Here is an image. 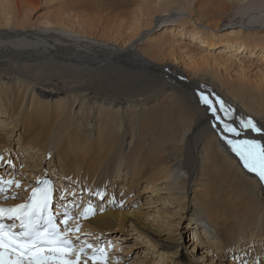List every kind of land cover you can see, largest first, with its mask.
Returning <instances> with one entry per match:
<instances>
[{
	"label": "bare ground",
	"instance_id": "1",
	"mask_svg": "<svg viewBox=\"0 0 264 264\" xmlns=\"http://www.w3.org/2000/svg\"><path fill=\"white\" fill-rule=\"evenodd\" d=\"M121 1H123V3H126L125 5H131V2L133 5H136L138 3V1L133 0L130 2L127 0ZM139 1H141L142 10L146 14H149V17L153 18L154 16H156V14H160L158 17L163 18L162 22L170 20L171 17H175L177 13H182V15L185 16L188 10L186 11L184 5L187 4L186 6H188V3L196 2L194 10L196 19L195 16L192 17L194 20L189 19V17L193 14V11H191L188 12V16L181 20L185 23L187 22L188 24L191 23V25L196 28V38H194L195 41H199L198 39L202 38L205 44H210L211 46L216 43L218 39H220V36H217L216 32L217 29L220 27L221 23L225 22V20L230 17L231 13H235L236 18H241L245 22H242L241 25L238 24L235 27H231L232 29H234L233 32H229L224 36L226 38L225 41H230L231 46L235 48L239 47L238 49H232L234 55H232L231 62L235 64L237 63V61H239L240 63H238L242 66L244 61L239 60V58L243 54H249L250 57L256 58L258 60L264 58V1ZM15 2L18 3V0H0V61L3 60L2 63L0 62V68L3 69L4 66H7V63L10 60L11 62H14L16 66H20L24 70H26V68L28 69L37 67L39 68L40 72H42V74H47V68L49 69V67H51L52 64L56 62L64 63L65 65V63L67 64L69 63V61H86V59L89 60L92 58L93 60L90 61L93 64L101 65L105 63L108 65L110 63H115L116 66L122 64V66H125L124 68L131 67L132 69H135L136 72H138L133 74L127 70H124L122 72L116 73V71L114 72L113 70H109V68L104 69L99 74H97L98 72L94 74V78L92 79V83L94 84V86L100 89H104V93L109 94L102 95L101 93H99V91L97 93L95 92V94H86L83 97L84 99L80 100L81 102L78 104V106L80 107V112H84L85 110L90 111L95 107L100 109V117L102 118L100 124L102 125L103 130H98L97 135L94 134L92 138H84V136L87 135H85L83 131H80L78 127H73L71 123L65 124V120L61 119L66 117L63 111L68 107V105L63 100L56 102L57 106L52 109V111H54L52 113L49 111L50 106H45L43 103L41 104L39 95H37L36 97L37 93L36 90L34 91V87L32 88L34 95H32V97L27 103L29 104L28 108H25L22 111V103L24 100H26L25 97L27 91L32 85L31 82H28L26 84V79H24L23 83L21 84V87H24H22L23 91H19V89L12 87L11 90L13 91H11L10 95H6L4 99L6 101L5 105L3 107H0V120H2L5 114H12V118L14 119L15 124H18L25 115L30 118L34 114L38 115V121L34 123L31 122V124L26 129V132H24L26 139L21 140V146H19V148L24 147L23 150L25 151L37 149L38 151H43L44 153L47 149L46 147H48L49 145L50 138L54 135V132L56 130H61L59 140L62 143H54V145H57L54 148L55 152H61L60 154L55 156L56 158H58V162H56L55 164L60 165L63 162L67 163L69 158L72 159L78 154L79 151L82 154H86L85 160H83L77 165L72 166V168L70 169H66L58 165L61 170L58 169L59 172L56 171L54 173V176L58 179L59 176L57 174H59L61 171L60 178H64L66 180L74 179L75 182L85 183L88 186L86 187V195L90 197L94 196V200L96 199L98 201H101L105 197L107 198L106 206L107 209L109 208V210L105 211L101 215L94 217V215L91 214L93 213V209L84 210L85 213H90V218L86 219L85 222H83L84 229L86 231L88 230L87 233L94 232L97 236L103 235L107 239H109V244H112L113 242H115V240H112L113 236H116V238L120 237L125 240V238H127V235H114L111 232L127 233L129 226L135 229L134 231L136 232H139L140 230L139 227H137V222L132 223V221L127 220L128 213L121 212L120 210H111V208L113 207H120L122 203L125 204L128 199H133V197H131L132 191L134 187L139 185V183H136L134 185L132 184V181L128 182L127 177H125L124 185L122 183L121 190L119 191L118 196L116 195V192H114V188H112V186L115 187V184L112 186L110 184L111 187H109L108 190L106 189L107 193L105 192V190H103L104 192L102 190L99 192L97 191V176L101 172H105L106 178L108 177V179L106 180H109V177L111 175H109L110 168L108 166L112 159L117 156V153L115 151L118 147V143L114 140L105 141L108 140V138H112L109 129L111 125H113V123L117 124V132L120 131L121 127L123 126V124L120 125L121 115L119 114V110L115 109L113 106L105 108L103 103L100 105L99 102H106L109 100L110 103L108 105L117 103L116 105H114L117 106L120 104L127 105L128 103H130L134 104L133 107H137L140 104L149 105L153 103L155 99L164 97L165 103H159L155 107H150V111L146 112V115L152 112H157V114L151 115L147 118L144 112L145 117L143 120V124L145 128L141 131V133H138L139 138L138 136H133L134 138H136V140H134L131 150L135 152L136 158L137 160H139V167L138 170H136L135 172L142 170L143 178H147L150 180V185H152V188L154 190L169 191L167 195H169L170 199L172 201L174 200L173 202L177 204L179 210L178 213L180 215L179 220L183 221L186 216V218H189L188 224L192 223L195 226L193 232H195V238H197L196 242L200 241L201 243H204V246L206 248H202V251L203 254H207L206 257L211 254L210 250H212V253L216 254V256L218 257L217 264L219 263V260H221L220 264H235L231 260L230 261L232 263L229 260L228 261L230 263L222 260L234 258V255H237L235 257L236 260H239L238 264H245V262L243 261H245L244 258L246 257L250 258V260L254 259L253 262L255 264H262L264 262V227H260V223L264 221V213L262 212V209L259 210V214H256V217L253 218L258 225L257 227H260L259 230L256 231L257 229H252L249 224H247L246 227H243L242 225H239L238 227L236 225H232V227H230L228 225L230 212L228 210H224L223 208L216 206L215 203L221 201L229 202L230 197L235 192H237L235 183L237 184L239 182L244 187L250 185L249 181H245V175L241 171L242 167L246 173L256 176L258 182L262 187L263 192L261 193V190L256 186L254 178L249 176V179H252L254 183L256 196L249 189H245V192L251 198L242 197L240 199V203L243 205L240 204L241 207H236L238 202L236 204H233L234 211L232 212V214L236 216V219L238 221L244 219L245 216V220H247L249 219L248 215H255L254 209L257 206L264 208V181H261L255 173L249 172L246 168H244L243 162L240 160V158L238 156L232 155L230 146V150H225L224 147H220L222 144H220L219 140L216 139L217 134L212 129L211 119L210 117H208L209 112L207 110V107L200 103L199 94L201 92H204L210 94L211 97L215 98L218 97L216 94L217 91L224 89L227 94H229L233 98L229 99L230 102L233 103L234 98L238 93V98H241L243 101H235L240 103L243 108L233 107L232 105H230L229 101H224L232 109L233 115L238 117L239 119L245 120L251 118L249 117V115H252V119L257 123V125L264 128V120H259L262 119V116L264 115V87L260 88L258 91L256 90V92L258 93H254L253 89L245 86L240 88H233L231 90L227 89V87L225 86H222V88H220V86H214L215 88H212L210 87V84H215L213 78L205 79L204 77L200 79V82L196 81L195 83L189 81V83H182L187 79L183 78L181 71L177 67L167 68V66H157V64H151L149 62L151 60L147 59L150 58L148 57L149 55H143V53H141L139 50V46H142L143 44L138 45L137 48H134L135 50L138 49L139 53H137L133 48H130L128 50H126L127 48H125L121 52H116L115 50L111 51L106 45V41L104 42L99 40H92L90 38L85 37L84 35L79 36V34L71 33L72 30L68 29L65 25L61 23L53 25L52 23H48V25L56 27L55 32H50L49 30L45 29L38 32L28 31L27 33H25L22 30L30 23V20L23 19L21 21L23 15L21 14V11L19 9L20 5L18 6ZM77 2L79 3V5H82V7L80 5L81 8H84V6H86L87 10L96 14L93 19L102 23L103 31L110 30V28L112 27H110L111 21L113 22V20L116 19L121 12H124L125 15H127L126 10H118L116 6H111L107 2V0H77ZM22 3L24 5L26 4L25 6L35 8L38 6V4L33 3V0H23ZM193 4H191L190 6H192ZM102 14L106 15L103 16ZM209 17H211L216 23H213V25H211L210 20L208 19ZM158 19L159 18H157V20ZM229 21V25L236 23L235 20ZM203 22L207 23L208 26H201V23ZM249 24H253V28H249V30L251 31L250 33H248L244 27L248 26ZM152 25H154V23ZM69 33L75 34L76 36L73 37L72 35H69ZM227 35L228 37H226ZM31 41H35L36 43H33ZM147 42L148 45H146ZM168 42L169 40L163 38L157 39L156 44L154 46V44L150 43V39L147 38L146 43L144 45L150 48V50L147 51H151V59L155 61H165V58L167 56H173L176 52L174 46L169 45ZM27 43H33L34 45L38 44V48H29L22 54L15 52V46L20 50ZM167 46L169 48H167ZM7 48L8 51L6 50ZM166 49L169 51V54H167ZM51 59L56 60V62H52ZM21 60H27L29 62L24 63ZM43 66L46 69H44ZM10 67L13 68V65H11ZM139 71L152 72V74L149 75H147L146 73L144 74L141 79L145 80H147L146 76H155L157 73L159 74L160 72L165 73L168 79L170 77V79L174 80L173 83H181L183 84V86L190 89V91L192 90L193 92H191L194 94V97L199 102V104L198 102L192 100L189 97H183L182 95L175 96L173 92H170L171 89H174L169 85V83L172 82L164 83V86H162L157 93H155L154 95L152 94L153 96H155L153 99V96H151L145 97L143 101L134 100L133 96L128 95V93L126 92L130 87L134 85L136 87L135 90L138 89L137 85L141 86V82H139V77L136 76L140 75ZM198 72L199 71L197 69L193 71L195 76L196 74L198 75ZM13 75L16 74H9L8 72L0 73V83L3 80V77H7L8 79V77H11ZM48 75L50 74L48 73ZM171 76H173L174 78ZM207 80L208 82L206 83ZM19 82L21 81L17 79L12 83L15 84L16 87ZM192 83H195V85L193 86ZM62 84L63 82L58 80L55 82V84L51 82L49 85L43 86L49 88V90H47V88H43L44 90L38 88L37 90L39 92H46L50 95L58 96L68 89L67 82L63 84L62 89H59V86H62ZM0 90L2 94H4L7 89H3L1 87ZM68 91L69 90H67V93ZM240 93H242L243 95ZM246 97L248 98L247 100ZM124 98H126V102H123ZM91 113L89 114V112H87L89 117H91ZM49 116L50 120L57 118L55 123L50 122V120L48 119ZM222 117L224 119H231V117L229 118L228 116ZM15 124L14 129L17 128ZM0 125H2V123H0ZM236 125L240 126V124ZM130 127H133L132 124L130 125ZM145 129L148 131V133L144 132ZM76 133H79L78 136L80 137V144L78 141H73L71 144L72 146H75V151L73 153L72 151L63 152V150L69 146L70 142L75 139ZM250 133L252 134V132ZM99 136H101V138H99ZM256 138L261 142L264 141V135L260 138ZM0 139L5 140V136L3 134H0ZM92 139H95L93 143L90 142ZM78 145L79 149L77 147ZM141 146H143V148H141ZM186 148H189V150L184 151ZM164 151H168L167 155H163ZM10 152H12L11 149H6L5 154H0V160H2V164H7L8 161H13V157L9 154ZM48 152L49 151L47 150L46 153ZM32 154L34 157L36 156L35 152H33ZM34 157H32V159ZM65 157H67L68 160H66ZM178 158H183L184 164H186V171L189 175V178L184 182L183 190H185V192L183 194H172V190L174 187L172 184L175 183L172 178L175 174L178 173V171L171 172L170 165L173 163V161H177ZM198 158H200V160L198 163H196V159ZM145 163L147 164L146 166ZM238 163H240L241 167ZM42 164L43 163H41V165ZM41 165L39 167H41ZM54 165L51 164L49 168L51 169V167ZM11 166H14L16 170L22 169V167H20L17 162L11 164ZM34 166L36 165L32 166V172L34 173L27 181L28 184H22V180L18 181L16 178L17 175H14L16 180H14V178H7L8 181L12 182L11 185H9L11 187V192L8 193L7 196L11 197L12 194L15 195L16 201H14V203L23 202L24 199H26V197L28 196L31 189L34 187L35 183L40 180L43 176H45L44 174L45 172H47V169L45 170V167L44 169H40L35 168ZM77 171L78 173H76ZM120 172L121 170L118 169L115 178H117ZM191 183H193L192 189H194V191L191 190ZM168 184H171L173 187ZM178 185L179 187H181L180 184ZM78 186L80 189H83V186L85 187V185ZM177 186L174 188H177L176 191L179 190ZM199 186L203 189L199 188ZM205 186H209L208 189H206ZM16 187H20L21 190H17ZM125 187L126 189H124ZM80 189L69 190L66 193L72 194L74 193V191L79 192ZM189 189L194 193L192 198L189 197V194L191 193L188 192ZM60 190L62 191V189ZM81 193L83 194V192ZM104 194H106V196L101 199ZM219 196H222V198L219 199ZM194 206H196L197 208L193 210ZM175 224L177 226L180 225L179 221ZM107 233H110L109 236H107ZM179 236L181 238L185 237L183 232L180 233ZM199 237H203V239L198 240ZM106 238L105 241H107ZM249 239L250 242L247 241ZM148 242L150 244V249L154 251V253H157L158 257L161 258L162 264L172 263V257L178 256L180 253L179 249L183 247V245L179 242V238L172 240H153L148 238ZM245 242H248V244L246 245H249L248 250L251 253V257L249 256V251L245 253L242 249V246L245 245ZM260 242H262L263 244H261ZM261 246H263V248H261ZM205 249L208 250L206 251ZM252 249L254 250V253L251 251ZM218 252L223 253L221 259L217 255ZM205 260V257H202L200 261L197 259L195 260L194 258H191L190 255L182 253V259L179 260L178 264H203L204 262H206ZM210 260L214 262H211ZM215 260L214 258L210 257L207 259V262H211L210 264H214ZM84 261L87 260H83L82 258H80L79 264H84ZM89 261L92 262L94 260L89 259ZM89 261L87 264H89Z\"/></svg>",
	"mask_w": 264,
	"mask_h": 264
},
{
	"label": "rangeland",
	"instance_id": "2",
	"mask_svg": "<svg viewBox=\"0 0 264 264\" xmlns=\"http://www.w3.org/2000/svg\"><path fill=\"white\" fill-rule=\"evenodd\" d=\"M55 1L56 2L58 1V2L56 3ZM127 1L130 2L132 0H127ZM133 1H138V3L136 5H133L131 2V5H125L126 3H123V1H121V0H107V2L111 6H116L118 8V10H120V9H123L124 11L126 10L127 15H125L124 12L123 13L121 12L120 13L121 16L119 15L116 19H114L115 21L114 20H113V22L111 21L110 27L111 26L112 27L110 28V30H104V31H103L102 23L93 19L96 16V14L87 10L86 6H84V8H81L82 5L80 4L81 5V7H80L77 0H71V1L70 0H62V1L61 0H54V1L33 0V3L38 4V6L36 8L30 7V6H25L26 4L24 5L22 3L23 0H18V3H16V2L15 3L18 6L20 5L19 9L21 11V14L23 15L21 21L23 19H29L30 20V23L22 30L25 33H27L28 31L29 32L30 31L31 32H36V31L38 32V31L45 30V29L49 30L50 32H55L56 27H54L52 25L57 24V23H61V24L65 25L68 29L72 30L71 33L79 34V36L84 35L85 37L90 38L92 40H97V41L99 40V41H104V42L106 41L105 43L111 51L115 50L116 52H121L125 48H127L126 50H128L130 48L134 49V48H137L138 45L143 44L142 46H139L141 48V49L139 48V50L141 53H143V55H149L148 57H150V58H147V59L151 60L149 62L151 64H157V66H167V68L177 67L181 71L183 78L187 79L186 81H183L182 83H189V81H192L195 83H196V81L200 82V79L202 77H204L205 79L206 78H208V79L213 78V81L215 82V84H210V87H212V88H215L214 86H220V88H222V86H225V87H227V89L231 90L233 88H240V87L245 86V87L253 89L254 93H258V92H256V90L258 91L260 88L264 87L263 86L264 85V58H262L261 60H258L256 58L250 57L249 54H247V55L243 54L239 58V60L244 61L242 66L239 64L240 63L239 61H237V63H235V64L231 62L232 61V59H231L232 55H234L233 50L238 49L239 47L235 48V47L231 46L230 41H225L226 38L224 36L226 34H228L229 32H233L234 29H232L231 27H235L238 24L241 25L242 22H245L241 18H236L235 13H231L230 17L228 19H226L225 22H222L220 27L217 29V32H216L217 36H220L219 37L220 39H218V41H220V40H222V41H220V42L217 41L216 43H214L211 46L210 44H208V45L205 44L204 41L202 40V38L198 39L199 41H195L194 38H196V35H195V29L196 28H194L191 25V23L188 24L187 22L185 23L181 20V19L185 18L186 16H188V14H189L188 12H191V11H193V14H192L193 16L191 15L189 17V19L194 20L192 17L195 16L194 10H195L196 2H193L194 4L188 3V6H186L187 4L184 5V8L186 9V11L188 10V12H186L185 16L182 15V13L181 14L177 13L175 15V17H171V19H170L171 21L166 20L165 22H162L163 18L158 17L160 14H158V15L156 14V16H154L155 18L149 17V14H146L142 10L141 1H139V0H133ZM194 1H196V0H194ZM197 1H202V0H197ZM256 1L261 2L264 0H256ZM191 4H193V5L190 6ZM102 15L105 16L106 14H102ZM157 18H159V19L157 20ZM152 19L155 21H153ZM195 19H196V16H195ZM208 19L210 20L211 25H213V23H216L211 17H209ZM229 20H231V21L235 20L236 23L229 25L230 24ZM152 22L154 23V25H152L153 24ZM158 22H159V24H158ZM48 23H52V25H48ZM206 25H207V23H205V22L201 23V26H206ZM252 25L253 24H249L248 26H244L245 30L248 33L251 32L249 30V28L250 27L253 28ZM71 33H69V35H72L73 37L76 36L75 34H71ZM222 37H224L225 39ZM226 37H228V35ZM147 38L150 39V43L154 44V46L156 44L157 39L163 38V39L169 40L168 44L173 45L174 49H176L175 54L173 56H167L165 58V61H159V60L155 61V60L151 59L152 58L151 51H147V50H150V48L146 47V45H148V42L146 45H144L146 43ZM223 40H224V42H223ZM31 42L36 43L35 41H31ZM33 43H27L20 50L15 46V48H16L15 52L22 54L23 52H25L29 48H32V47L38 48V44L34 45ZM167 48H169V47L167 46ZM6 50L8 51V48ZM10 50H12V49H10ZM39 51H40V49H39ZM87 51H89V50H87ZM135 51L137 53H139L138 49H136ZM166 51H167V54H169V51L167 49H166ZM3 57H5V56H3ZM90 60H93V59L92 58L89 60L86 59V61H74V62L69 61V63H71V64L65 63V65H64V63H59V62H56V60L51 59L52 62H56V63L52 64V66H51L52 68L48 66L49 69L47 68V70H48L47 74H45V73L42 74V72H40L39 68H37V67L28 68V69L26 68V70H24L23 68H21L20 66H16L14 62H11L9 60L7 63V66H4L3 69L0 68V69H2V70H0V73L8 72L9 74H16V75L8 77V79H7V77L4 78L2 76L3 80L0 83V88L1 87L3 89L6 88L7 90L4 92V94H2V92L0 90V107L1 106L3 107L5 105L6 101L4 99H5L6 95L8 96L11 94V91H13V90H11L12 87L19 89V91L20 90L23 91L24 87L22 86L23 87L22 88L21 84L23 83L24 79H26L27 80L26 84L28 82H31L32 85L30 86L29 90L27 91V94L25 97L26 100H24L22 103V108H21L22 111L25 108H28L29 104H27V103H28L29 99L32 97V95H34V92L32 91V88L34 87V91L36 90V93H37L36 97H37V95H39L41 104L43 103L45 106H50L49 111L52 113L54 112V111H52V109L57 106L56 102L63 100L68 105V107L63 111V113L66 117L61 118V119L65 120V124L71 123L73 125V127H75V128L78 127V129L80 131H83L84 134L87 135V136H84V138L85 137L92 138L94 136V134L97 135L98 130L99 131H100V129L103 130V127L100 124V122L102 120V118L100 117V111H99L100 109L95 107L94 109H92L90 111L85 110L84 112L83 111L80 112V107L78 106V104L81 102L80 100L84 99L83 97L86 94H95V92L97 93L98 91L102 95H108L109 94V93L108 94L104 93L105 92L104 89H100V88H97L94 86V84L92 83L93 82L92 79L94 78V74L97 72H98L97 74H99L104 69H109V68H110L109 70H113L114 72L116 71V73L122 72L124 70H127L133 74L138 73V72H136L135 69H132L131 67L124 68L125 66H122V64L121 65L119 64L120 66L118 64H117L118 66H116L115 63H110L108 65L105 63L104 64L99 63L101 65H97V64L91 63ZM21 61L24 63L29 62L27 60H21ZM0 62L2 63L3 60H1ZM106 62H109V61H106ZM89 64H91V65H89ZM111 64H112V66H111ZM159 64H161V65H159ZM11 65H13V68L10 67ZM30 69H32V70H30ZM44 69H46V68L44 67ZM54 69L57 71H55ZM196 69L199 72H198V75L196 74V76H195L193 71ZM139 72H140L139 73L140 75L139 76L136 75V76L139 77V82H141L142 87L140 85H137L138 89L135 90L136 87L134 85V86L130 87L126 92V93H128V95H132L134 100L143 101L145 99V97H151L155 93H157L161 89V87L164 86V83L172 82V83H169V85L171 87H173L174 89H171L170 92H173L175 96L182 95L183 97H189L192 100L198 102L195 99L194 94L192 93L193 92L192 90H191L192 91L191 92L190 89L186 88L181 83H173L174 80L170 79V77L168 79L165 73L160 72L159 74L157 73L155 76H146L147 80H145V79H141L144 76V74L146 73L147 75H149V74H152V72L151 71H150L151 73L149 71L148 72L139 71ZM48 73L50 75H48ZM51 73H52V75H51ZM18 74H22V75H18ZM171 77H173V76H171ZM17 79L21 82H19V84L16 85V87H15V84H13L12 82L17 80ZM58 80L63 82V84L65 82H67V85H68L67 90H69L68 93L66 90L64 93L58 95L59 96L58 97V96L50 95L46 92H39L37 90L38 88H41V89L44 88L45 89L47 87H43L44 85H49L51 82L53 84H55V82ZM7 82H9V83H7ZM74 82H76V83H74ZM207 82H208V80L206 81V83ZM195 83H192L193 86L195 85ZM63 84H62V86L61 85L59 86V89L63 88ZM258 84H260V85H258ZM167 86H168V84H167ZM47 90H49V88H47ZM101 91H103V92H101ZM216 94L223 101H229L230 105H232L233 107L243 108L241 106V104L237 102V101H243L241 98H238V93L236 94V97L234 98L233 103L230 102V100H229V99H233V98L229 94H227V92L224 89H222L220 91L218 90ZM240 94H242V93H240ZM154 97L155 96H153L152 99ZM127 98H132V97H127ZM247 99L248 98L246 97V100ZM75 100H76V103H75ZM125 100H126V98H124L123 102H126ZM235 100H237V101H235ZM246 100H245V102H246ZM92 103H93V101H92ZM99 103H100V105L103 103L105 108L113 106L115 109L119 110V114L121 115L120 116V118H121L120 119L121 120L120 125L123 124V126L121 127L120 131L117 132V128H118L117 124L113 123V125H111V127L109 129L112 138H108V140L103 139L105 141L114 140L118 143V147L116 148V151H115L117 153V156L114 157L112 159V161L109 163L108 167L110 169L107 168V169H109V175H111L109 177V180H106V179H108V177L106 178L105 172H101L97 176V178H96L97 191L99 192L101 190L102 191L105 190V192H106V189L108 190L109 187H111L112 185L115 184V187L112 186V188H114V192H116V195L118 196L119 191L121 190L122 183L124 185L125 177H127L128 182L132 181V184H134V185L136 183H139L138 186L134 187L132 194H131V197H133L134 200L128 199L125 202V204L120 203L121 204L120 207H117V208L113 207V208H111V210H113V211L120 210L121 212L128 213L127 220L132 221V223L137 222L138 223L137 227H139L140 230H139V232H136V231H134L135 229H133L131 226H129L127 233L126 232H122V233L111 232L114 235L115 234L127 235V238H125V240H123L120 237L116 238V236H113L112 240H115V242H113L112 244L114 245L115 250H114L113 254L109 257L110 259L108 258L109 261H104L101 259V260H95V261L90 262L89 259H86L87 263L89 261V264H91V263L92 264H115V263L116 264H162L161 258L158 257V254L154 253V251H152L150 249V244L148 242V238L153 239V240H164V239L172 240V239L179 238V242L183 245V247L179 249L180 253L178 256L172 257L171 260H173V262L170 264H178L179 260L182 259V253H186V254L190 255L191 258H194L195 260L197 259L199 261L202 257L203 258L205 257L206 262H204L203 264H210L211 262H214L211 260H210L211 262H207V259L211 257V258H214V260L216 259L214 264H217L218 257L216 256V254L212 253V250H210L211 254H209L208 257H206V255H207L206 253L203 254L202 248L205 247L204 243H201L200 241L196 242L197 238H195V232H193L195 226L192 223L188 224L189 218H186V216H185V219L183 221L179 220L180 215L178 213L179 210H178L177 204L175 202H173L174 200L172 201L170 199L169 195H167V193L169 191H166V190L156 191V190H154L152 188V185H150V182H149L150 180L147 178H143L142 170L135 172L136 170H138L139 160H137L135 152H133L131 150L133 142H134V140H136V138H134L133 136H135V137L138 136V138H139L138 133H141V131L144 130V128H145L144 124H143V120L145 117L144 112L146 115V112L150 111V107H155L159 103H165L164 97L155 99V101L149 105H146V104L141 105L140 104L141 106L139 105L137 107H133L134 104H130V103H128L127 105L120 104L117 106H114L117 103L108 105L110 103L109 100L106 102L101 101ZM198 104H199V102H198ZM144 108H147V109H144ZM87 112H89V114L92 112L91 117L88 116ZM208 112H209L208 117H210L211 123H212V129L217 134L216 139H218L220 144H222L220 147L221 148L224 147L225 150H227V149L230 150L229 145L227 144V141L224 139L225 134L222 133L223 125L215 120L211 111L208 110ZM155 114H157V112H152V113L146 115V117L148 118L151 115H155ZM221 116H227V115L221 113ZM37 117H38V115H36V114H34L31 118L25 115L18 124H15L14 119L12 118V114L8 115V113H7V114H5V116H3L2 120H0V123H2V125H0V129H2V130H0V134H3L5 136V140L0 139V154L3 155V154H5L6 149H8V150L11 149L12 152H10L9 154L13 157L12 158L13 161H8L7 169L10 170V168L12 167L13 171H15L17 173V174L15 173L14 175H17L16 178L18 181L22 180L21 181L22 184H28L27 181L30 179L31 175L34 173V172H32L33 171V167H32L33 165H36V166H34L35 168H40V169H42V168L44 169V167H45V170L47 169V172H45L44 175H47V176L53 175L54 176V173L56 171H58V169L61 170L59 168V166H62L66 169H70V168H72V166L77 165L86 159V154H82L79 151L78 154L76 156H74L72 159L69 158V160H68V158L65 157V159L68 160L67 163L63 162L60 165L58 164L59 166L57 164H55L56 162H58V158H56L55 156L60 154L61 152H59V153L55 152L54 148L57 145H54V143H57V144L62 143L59 140L61 130H56L54 132V135L50 138L49 145H48V147H46L47 149L44 153H43V151H38L37 149L25 151V150H23L24 147L19 148V146H21V144H20L21 140L26 139L24 132H26V129L31 124V122L34 123V122L38 121ZM249 117L253 118L252 115L251 116L249 115ZM262 117L263 118L259 119V120H264V115ZM48 119L50 120V116L48 117ZM56 119L57 118L51 119L50 122L55 123ZM240 120L241 119L234 116L232 113L231 119H225V122L230 123V124H232V123L235 124V125L232 124V126L236 127L238 130H240L241 127L236 125V124H240ZM14 124L17 127L15 129H14ZM131 124L133 126L132 128L130 127ZM144 132L148 133V131L146 129ZM250 132H252V134ZM78 134L79 133H76L75 139L70 142L69 146L67 148H65L63 150V152H71L72 151V153H73L75 151V148H74L75 146H72L71 143L73 141H78L80 144V137L78 136ZM226 135H228V137L232 138V139H251V138L254 139L255 138L257 140L256 137L260 138L261 136L264 135V133L263 132L262 133H256L254 131L245 129V130H241V135L239 137H237V136H235V134H231V133L226 134ZM99 138H101V136H99ZM94 140L95 139H92L90 142L93 143ZM8 141H9V143H8ZM262 142L264 143V141H262ZM77 147L79 149V145ZM141 148H143V146H141ZM47 150L49 151L48 153H46ZM188 150H189V148H186L184 151H188ZM170 151H173V150H170ZM31 152L32 153L35 152L36 156L34 157ZM30 153H31V155H30ZM167 153H168V151H166V152L164 151L163 155H167ZM231 153H232V155L237 156L232 150H231ZM29 157H31V158H29ZM32 157H34V158L32 159ZM24 158H25V160H24ZM200 158L196 159V163L199 162ZM30 159H32V160H30ZM169 160H168V162H169ZM237 160H239V159H237ZM9 162H10V164H9ZM16 162L19 164L20 167H22L21 170L19 169L20 171L16 170L14 166H11V164H14ZM41 163H43V164L41 165ZM181 163L184 164L183 158H178L177 161H173V163L170 165L171 172H173V171L177 172L178 171V173L175 174L172 178V180L175 182L172 184L174 187L171 184H168V185H171L173 187L172 194L173 193L183 194L185 192V190H183L184 189V182H185V180H188L189 175L186 171L187 170L186 164L183 165ZM51 164L52 165L55 164V165L52 166L50 169L49 167ZM238 164L241 167L240 163H238ZM40 165H41V167H39ZM146 165L147 164L145 163V166ZM28 166H30V167H28ZM140 166H142V165H140ZM118 169H120L121 172L117 176V178H115V175L117 174ZM24 171H27V172H24ZM241 171L245 175V181L246 180L249 181L250 185L247 187H244L239 182L237 184L235 183L237 192H235L230 197V201L229 202H224V201L217 202V203H215V205L220 207V208H223L224 210H228L230 212V216H229V220H228V225L230 227H232V225H236L237 227L239 225H242L243 227H246L247 224H249L252 227V229H257L256 231H258L260 227H264V221H262L260 223V227H257L258 225L254 221L253 218L256 217V214H259V210H261V209H262V212L264 213L263 207L257 206L254 209L255 215L254 216L248 215L249 219H247V220H245L246 219V216H245L244 219H241V221H238L236 219V216L234 214H232V212L234 211L233 210L234 209L233 204H236L238 202L236 207H241L240 206V204H241L240 199L242 197H245V198L250 197L245 192V189H249L256 196V190L254 187V183H253L252 179H249L250 177L254 178L256 186L261 190V193H263L262 187H261L260 183L258 182L256 176H253V175L246 173L242 167H241ZM76 173H78V171ZM76 173H75V175H76ZM11 174H10L9 178H14V180H16L15 176L11 175ZM133 174H134V176H133ZM57 175L59 176V178L57 180L59 185L60 186H63V185L66 186V188L64 190L62 189V192L65 191L64 194H68L66 192H68L69 190L80 189L78 185H85V187L83 186V189L79 190V194L81 196H83V197L86 196V198L83 199V203H82L81 207L86 208V209H91V210L93 209V213H91V214L94 215V217L99 216L102 213H104L105 211L109 210V208L107 209V206H106V202H107V198L105 197L106 194H104L101 197V199H103L105 197L103 200H101V201H98L96 199L94 200V196L90 197V196L86 195V187H88V186L85 183L75 182L74 179H69V180H66L64 178L62 179V178H60L61 171ZM103 183H105V184H103ZM110 184H111V186H110ZM178 184H180L182 189H181V187H179ZM191 184H192L190 186L191 190L194 191V189H192L193 183H191ZM176 186L179 189L177 191H176L177 188L174 189ZM205 187H206V189H208L209 186H205ZM199 188L203 189L200 186H199ZM16 189L21 190L20 187H16ZM124 189H126V187ZM191 190L189 189V191H188V192H191L189 194L190 198H192L194 195V193ZM80 191L83 192V194L80 193ZM68 195H70V194H68ZM220 198H222V196H219V199ZM132 201H134V202H132ZM123 205H125V206H123ZM241 205H243V204H241ZM195 208H197V207L194 206L193 210ZM235 211H236V209H235ZM167 213H168V215H167ZM243 216H244V214H243ZM176 221L177 222L179 221V223H180L179 226H177L175 224V223H177ZM176 230H177V232H176ZM182 232L185 235L184 238H181L179 236L180 233H182ZM109 234L107 233V236H109ZM119 239H121V240H119ZM200 239H203V237L198 238V240H200ZM247 241L250 242V239ZM105 242H106V244H108L109 239H107V241H105ZM248 242H245V245L242 246V249L245 253H247V251H249L248 250L249 245H246V244H248ZM260 243L263 244L262 242H260ZM261 248H263V246H261ZM205 250L207 251L208 249H205ZM251 251L254 253L253 249ZM217 255L221 259L223 253L218 252ZM235 256H237V255H234L233 256L234 258H228V259H222V260L225 262H228V263H230L232 261L233 263L238 264L239 260L238 259L236 260ZM249 256L251 257L250 251H249ZM178 257H180V258H178ZM244 259H245V261H243V262H245V264H255L253 262L254 259L250 260V258H248V257H246ZM228 260L229 261L231 260V261L229 262ZM220 261L221 260H219L218 264H220ZM261 262H262V260H261ZM257 264H259V263H257Z\"/></svg>",
	"mask_w": 264,
	"mask_h": 264
},
{
	"label": "snow or ice",
	"instance_id": "3",
	"mask_svg": "<svg viewBox=\"0 0 264 264\" xmlns=\"http://www.w3.org/2000/svg\"><path fill=\"white\" fill-rule=\"evenodd\" d=\"M199 100L223 125L224 139L244 168L264 181V143L256 139H232L226 135L231 133L239 137L245 129L262 133L264 128L248 118L240 120L238 130L221 116L223 113L230 118L232 114V109L221 98L201 92ZM8 183L11 185L12 182ZM42 183L44 186L32 190L27 203L7 209L0 207V264H79L80 254L93 247L88 244L77 250L74 239L76 243L81 240L76 235L79 225L69 223L71 217L66 206L57 205L54 210L52 189L46 182ZM104 255L103 248L95 249L92 259L95 261Z\"/></svg>",
	"mask_w": 264,
	"mask_h": 264
}]
</instances>
